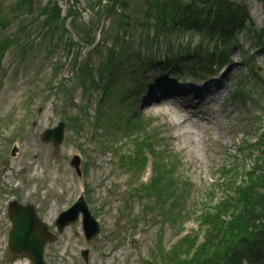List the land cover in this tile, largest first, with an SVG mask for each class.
Returning <instances> with one entry per match:
<instances>
[{
    "label": "rangeland",
    "instance_id": "rangeland-1",
    "mask_svg": "<svg viewBox=\"0 0 264 264\" xmlns=\"http://www.w3.org/2000/svg\"><path fill=\"white\" fill-rule=\"evenodd\" d=\"M21 1L0 0V40L14 37L0 51V264H30L7 244L10 200L32 203L55 234V240L45 246L48 264L185 261L204 240L202 215L217 203L224 194L222 184L230 180L222 179V172L239 166L243 174L252 165L242 147L244 141L263 131L264 40L257 42L255 33L264 26V5L258 0L247 2L249 29L238 33L230 45L223 58L226 64H217L212 76L205 79L193 76L196 82L189 75L192 66L201 67L200 56L206 65L217 63L210 55L212 43L207 45L196 33H176L154 44L151 54L150 48L146 52L147 42L139 37L141 28L130 29L131 42L150 56V64L139 65V49L138 54H132V78L123 71L122 80L118 78L111 86L103 65L110 51L104 46L117 45L116 37L124 34L116 28L118 21L144 19L138 11L144 7L142 0H128L125 11H120L118 4L114 8L119 11L113 13L107 12L109 0H33L30 9ZM47 2L61 8L60 18L76 10L79 25L91 26L87 35L75 31L73 18L67 17L64 28L56 23L53 35L43 34L45 15L41 10ZM101 2L107 4L103 12ZM101 12L105 14L102 18ZM98 40L99 49L93 48ZM182 45L191 46L190 55H178ZM201 45L203 49H198ZM129 56L123 57L124 66H128L125 60ZM157 56H171L177 68L166 72ZM87 59L92 60L91 66L82 62ZM90 78L102 79L99 89L90 87ZM242 79L249 81L250 91L253 89L245 99L234 93ZM121 96H126L125 103L119 102ZM135 112L147 125L143 133L149 135L147 141L158 151L154 155L144 149L145 166L136 170L128 169V156L144 141L142 133L128 134L129 130L123 129ZM110 116L119 128L110 123ZM61 120L65 126L59 146L43 142L42 132ZM75 154L80 158V174L70 165ZM166 160L174 166L177 189L189 187L187 194L181 195V203L177 196L172 200V212L177 213V207L184 210L174 217V223L162 216L155 197L144 198L142 191L155 177L156 166L152 171L151 162ZM235 181L238 184L242 179L237 175ZM81 193L101 226L100 233L90 240L85 239L81 216L62 232L55 226L58 213ZM84 249L86 259L81 254Z\"/></svg>",
    "mask_w": 264,
    "mask_h": 264
},
{
    "label": "trees",
    "instance_id": "trees-1",
    "mask_svg": "<svg viewBox=\"0 0 264 264\" xmlns=\"http://www.w3.org/2000/svg\"><path fill=\"white\" fill-rule=\"evenodd\" d=\"M109 1L108 13L118 10L114 8L118 4L120 11H125L128 8V4L126 5L128 0ZM248 1L250 0H142L140 4H143L144 7H142V10L138 7V11H141L144 19L141 22L134 21L131 23L128 20L123 22L121 19L116 23V28L123 29L124 34L116 37L117 45L114 46L113 43L105 45L104 43V47L110 51L108 60L106 58L103 64L107 73V85L113 86V83L118 78L122 80L124 77L122 75L123 71L124 75H128L129 80L133 76L135 70L131 68L133 64L131 61L133 58L132 54H138L140 49L137 43L134 45L130 40V34L132 35L130 29L134 27L141 28L139 37L142 38L141 41L144 44L147 42L146 52L148 48H151L154 44L156 45L162 38H170L171 35L176 33H196L206 40L207 45L212 43L213 53L210 55H213L212 59H216L219 66L222 65L226 61H223V58H226V53L230 49V45L235 41L238 33L250 27L248 26L251 22ZM258 1L264 5V0ZM21 2L23 6L27 4L29 9L33 4V0H22ZM106 7L103 6L101 8L102 12ZM41 12L45 15L42 20L43 34L53 35L56 23H60L64 28L66 17L70 18V20L73 18L74 22L72 26L76 28L75 31L78 33L82 30L86 34V30L91 29V26L79 25L77 20L78 15L74 9L69 10L65 16L60 18L61 8L56 4L47 2L42 6ZM102 12L98 13V15L100 14L101 16ZM13 39L14 37H4L1 39L0 51ZM255 39L257 42L264 40V26L259 33H255ZM99 42L93 48H97ZM201 48L203 49L202 45L198 49ZM97 49L94 52H98ZM198 49L196 52H198ZM140 51L138 57L141 64L139 65L150 64V56L147 53L144 54L141 49ZM187 52L189 53V51ZM117 54L119 58L116 56ZM124 55H130L125 60V62H129L128 66L126 64L124 66V63L121 62L123 57H125ZM138 57H136V61ZM88 59L82 62L91 66L92 60ZM199 60L201 68L204 69L200 74L210 73L212 67L206 65L201 58ZM136 61L134 62V66L138 64ZM158 63L167 71L177 66L175 59L171 56L158 60ZM103 65L99 69L100 73L103 71ZM87 70L88 68L84 66V71ZM101 81L102 79H99L98 83L97 78L96 81L90 78V87L99 89ZM248 86L249 81L241 82L237 86L235 95L243 99L247 98ZM125 97H119L121 104L126 102L123 101ZM130 104L134 105L131 102ZM137 116L136 112L132 113L123 124V129L129 130L128 134L136 132L139 134L141 132L144 140L137 149L135 148L134 155L128 156L130 160L128 161V169L133 168L135 170L140 169L143 165L145 166L144 149H147L154 155L158 152L155 149L156 145L154 144V146L152 142L147 141L146 138H149V135H144L147 128V125L142 123L144 119L136 118ZM117 117L123 119L119 113ZM109 121L114 127L119 128L120 125L116 121H113L111 116L109 117ZM106 126L108 131L109 127L107 124ZM261 129L263 131L258 137H254L250 141H244V144L242 143L243 149H246L248 152L252 165L248 169H245L243 174L239 173V166L232 167L231 170L226 169L222 172V179L224 178L225 180L226 177H230V180H225L226 182L222 184L224 194L217 203L208 206L210 209L206 210L204 216L202 215L201 222L205 225V231L203 232L204 240L195 248L192 255L185 257L186 260H182L180 264H264V125ZM168 162L171 165L165 168V165H169ZM156 163L154 164L153 162V169L155 165L156 173L155 177H152L153 180L152 178L150 180L151 185L147 187L146 191L142 188L144 198L155 197L154 203L156 206L159 205L162 208V216L167 219L169 218L168 220L174 223L176 220L174 217L180 216V213H184V210L177 207L178 212H172V200L175 198L174 196H177L181 203L183 200L180 197L182 194H187L189 187L177 189L176 182L178 179L176 181L173 176L174 166L171 168L172 161L166 160L165 162L161 161V164ZM237 175L242 179L238 184L235 181ZM179 184L182 186V183ZM143 186L145 187L146 185ZM187 252L188 250L184 253Z\"/></svg>",
    "mask_w": 264,
    "mask_h": 264
},
{
    "label": "water",
    "instance_id": "water-1",
    "mask_svg": "<svg viewBox=\"0 0 264 264\" xmlns=\"http://www.w3.org/2000/svg\"><path fill=\"white\" fill-rule=\"evenodd\" d=\"M64 134V122L60 121L52 128L45 129L41 134V140L52 142L55 147L62 142ZM14 153V149L12 152ZM79 158L73 156L71 165L78 169ZM11 228L8 232V245L15 252L25 254L31 259V264H48L44 258V246L53 241L55 235L48 229L36 213L32 204H21L11 200L7 207ZM82 214V223L87 240L94 237L100 231V226L94 218L81 195L78 200L67 210L60 212L55 224L59 231L71 222H74ZM86 258L87 250L83 251Z\"/></svg>",
    "mask_w": 264,
    "mask_h": 264
},
{
    "label": "bare ground",
    "instance_id": "bare-ground-1",
    "mask_svg": "<svg viewBox=\"0 0 264 264\" xmlns=\"http://www.w3.org/2000/svg\"><path fill=\"white\" fill-rule=\"evenodd\" d=\"M164 91H166V90H164ZM193 110L196 111L195 113H197L198 108L195 107V108H193ZM199 113H203V112H200V111H199Z\"/></svg>",
    "mask_w": 264,
    "mask_h": 264
}]
</instances>
